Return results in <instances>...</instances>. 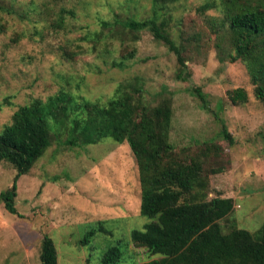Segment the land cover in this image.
I'll return each mask as SVG.
<instances>
[{"label": "rangeland", "instance_id": "1", "mask_svg": "<svg viewBox=\"0 0 264 264\" xmlns=\"http://www.w3.org/2000/svg\"><path fill=\"white\" fill-rule=\"evenodd\" d=\"M212 1L178 0L157 9L158 24L179 48L189 73L180 80L176 55L149 30L102 28V21L152 16L150 0H0V101L11 103L0 111V132L14 111L33 99L45 101L65 89L105 101L119 83L138 77L150 106H170L169 140L175 152L201 162L207 199L233 200L222 229L234 225L256 233L264 222V104L254 95L245 65L230 62L226 43L218 46L213 24L221 15L197 10ZM61 8L73 14H64L63 25L53 28ZM129 51L133 58L122 60ZM121 61L122 68L111 66ZM236 89L244 91L245 101L232 102ZM54 135L17 180V213L0 200V264H40L44 236L53 240L58 264H99L113 246L123 252L120 264L147 261L130 248L131 231H143L150 219L140 214L138 168L129 145L105 138L69 146L70 132ZM15 175L13 167L0 163V193ZM128 184L132 193L124 195ZM98 221H106L105 232Z\"/></svg>", "mask_w": 264, "mask_h": 264}, {"label": "trees", "instance_id": "2", "mask_svg": "<svg viewBox=\"0 0 264 264\" xmlns=\"http://www.w3.org/2000/svg\"><path fill=\"white\" fill-rule=\"evenodd\" d=\"M150 1L152 16L139 21L115 19L113 24L102 21V28L115 24L134 32L149 30L176 55L180 66L177 78L185 80L189 73L184 71L180 50L157 21V9L178 0ZM209 9L221 15L213 24L218 46L226 43L230 62L245 65L254 95L264 104V0H214L197 10ZM0 10H4L2 5ZM60 13L51 25L53 28L63 25L64 14H73L64 8ZM122 56V60L133 58L134 52ZM111 66L122 68L124 63L113 62ZM195 93L205 102L199 89ZM230 98L237 103L245 101L246 95L242 89H236L230 92ZM5 105H11L8 98L0 101V111ZM170 116L167 103L148 104L138 77L119 83L105 101H89L63 89L45 101L33 99L19 106L0 132V163L16 170L12 186L0 193L4 208L11 214L17 213V180L29 173L51 146L54 134L70 132L65 140L69 146L96 144L110 138L116 144L129 145L138 168L140 214L150 219L143 231L130 233V248L150 258L140 264H264V222L254 234L234 225L222 229L223 220L233 210V200L207 199L208 180L202 173L201 162L175 152L169 140ZM222 133L232 143L225 129ZM105 222H97L99 231L105 232ZM122 255L118 246L110 247L99 264H120ZM39 259L40 264H58L56 247L48 236L41 239Z\"/></svg>", "mask_w": 264, "mask_h": 264}, {"label": "crops", "instance_id": "3", "mask_svg": "<svg viewBox=\"0 0 264 264\" xmlns=\"http://www.w3.org/2000/svg\"><path fill=\"white\" fill-rule=\"evenodd\" d=\"M138 182H139V180H138ZM138 190H139V193L141 192V189H140V184L138 183ZM122 193L124 194V195H129V194H131L132 193V186L131 185H127L126 187L124 186L123 187V189H122ZM141 194V193H140ZM140 197H141V195H140Z\"/></svg>", "mask_w": 264, "mask_h": 264}]
</instances>
